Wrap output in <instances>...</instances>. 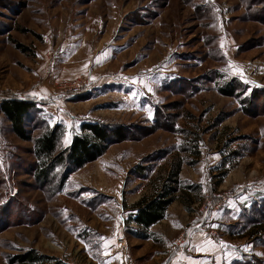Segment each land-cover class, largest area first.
I'll return each instance as SVG.
<instances>
[{
    "label": "rangeland",
    "instance_id": "rangeland-1",
    "mask_svg": "<svg viewBox=\"0 0 264 264\" xmlns=\"http://www.w3.org/2000/svg\"><path fill=\"white\" fill-rule=\"evenodd\" d=\"M234 80L240 99L218 90ZM6 99L36 102L34 138L62 124L67 147L100 122L129 139L51 196L33 143L0 113V264L29 249L69 264H264V225L248 217L264 197V0H0ZM178 163L167 219L140 230L133 207Z\"/></svg>",
    "mask_w": 264,
    "mask_h": 264
},
{
    "label": "trees",
    "instance_id": "trees-1",
    "mask_svg": "<svg viewBox=\"0 0 264 264\" xmlns=\"http://www.w3.org/2000/svg\"><path fill=\"white\" fill-rule=\"evenodd\" d=\"M20 31L27 33L29 30L20 29ZM12 42L18 50L28 54V47L17 41ZM239 86H241L240 80H234L227 82L218 90L225 96L240 99L242 88ZM246 89L244 87L241 91L245 92ZM256 94L258 92L253 94L252 102H254L255 97H259ZM241 103L244 110H248L251 100L244 98ZM36 107L37 104L33 101L6 99L0 103V113L10 122L13 133L19 139L33 143L36 159L34 176L40 186L49 190L51 196L61 193L71 175L100 159L113 144L129 139L126 126H112L100 122L82 123L80 126L81 133L74 134L71 144L67 147L63 145L66 129L62 124L46 128L43 133L34 138L27 126V118ZM137 170H139L138 174L143 175L140 167H137ZM180 172V163L172 165L155 195L141 199L133 207L132 211L135 215L131 217V220L140 230H148L165 219L169 207L176 201V195L179 192ZM253 215L260 217L259 219L252 218L251 223H254L253 225H264V197L251 206L248 217L251 218ZM229 226L233 235L244 228L243 226L239 228V225ZM144 233V231H139L136 234L139 237L149 238ZM257 234L254 233L253 235ZM7 261L8 264H67L56 257L41 254L35 249L9 255Z\"/></svg>",
    "mask_w": 264,
    "mask_h": 264
},
{
    "label": "built area",
    "instance_id": "built-area-1",
    "mask_svg": "<svg viewBox=\"0 0 264 264\" xmlns=\"http://www.w3.org/2000/svg\"><path fill=\"white\" fill-rule=\"evenodd\" d=\"M243 192H239V193H237L236 195H235V199L234 200H237V199H239V198H241L242 196H243ZM229 199L228 198H226V197H223V201H221L222 203H225V202H227ZM210 211V209H208L205 213H208ZM113 234H117L118 233V235H116V236H114V237H116L117 238V240H116V242L120 245V246H122L123 248H126L127 247V241H126V239H125V237L124 236H121V232L120 231H116V228H114L113 229ZM133 263V258L130 256V255H128V254H126L125 256H124V259H123V262H122V264H132Z\"/></svg>",
    "mask_w": 264,
    "mask_h": 264
},
{
    "label": "crops",
    "instance_id": "crops-1",
    "mask_svg": "<svg viewBox=\"0 0 264 264\" xmlns=\"http://www.w3.org/2000/svg\"><path fill=\"white\" fill-rule=\"evenodd\" d=\"M235 212H238V211H233L231 215L236 214ZM231 215H230V216H231ZM166 219H167V218L165 217V219H163V220L160 221L159 223L164 222ZM202 222H203V223L206 222V219L204 218V220H202L201 222H198L197 225H195V226L197 227L198 225L202 224ZM225 222H226V221H225ZM229 222H231V220L228 221V224H227V225H229ZM135 225H136V224H135ZM155 225H156V224H155ZM155 225H154V226H155ZM136 226H137V225H136ZM152 227H153V226H152ZM149 229H150V228H149ZM226 234H228V233H226ZM229 234H230V233H229ZM227 236H229V235H227ZM229 237H231V236H229ZM232 237H236V236H232ZM205 256L207 257L206 254H205ZM209 256H211V255H209ZM181 260H182L181 255H179L178 258H177V260L174 261V262H172V263H173V264H176L177 261H181ZM182 261H183V260H182ZM65 263H67V262H65ZM172 263H171V264H172ZM177 263H179V262H177ZM67 264H69V263H67ZM179 264H180V263H179ZM188 264H193V263H191V261H190V263H188Z\"/></svg>",
    "mask_w": 264,
    "mask_h": 264
},
{
    "label": "snow or ice",
    "instance_id": "snow-or-ice-1",
    "mask_svg": "<svg viewBox=\"0 0 264 264\" xmlns=\"http://www.w3.org/2000/svg\"><path fill=\"white\" fill-rule=\"evenodd\" d=\"M149 118H151V117H149Z\"/></svg>",
    "mask_w": 264,
    "mask_h": 264
}]
</instances>
